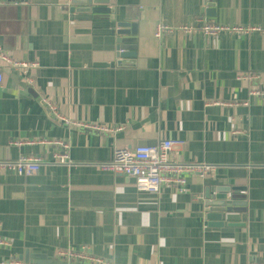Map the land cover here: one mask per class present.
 I'll list each match as a JSON object with an SVG mask.
<instances>
[{"label": "crops", "instance_id": "1", "mask_svg": "<svg viewBox=\"0 0 264 264\" xmlns=\"http://www.w3.org/2000/svg\"><path fill=\"white\" fill-rule=\"evenodd\" d=\"M68 2L0 0V52L36 64L27 82L0 61V161L36 158L40 165L33 176L0 170V263L19 262L26 252L64 253L67 264H91L87 256L104 264L264 262V97L248 96L264 88V34L154 38L157 24L196 20L264 28V0H110V18L137 27L132 68L116 67L114 38L97 33L109 22L79 21ZM209 5L214 17L206 15ZM252 74L259 79L237 80ZM71 123L123 127L138 146L181 141L170 159L214 166L215 175H184L183 193L164 182L157 193L139 194L131 179L100 169L112 159L115 135ZM44 138L68 146L65 164L54 163L61 149L36 144ZM210 188H243L236 195L244 198L237 202L245 221L205 227L200 215Z\"/></svg>", "mask_w": 264, "mask_h": 264}, {"label": "built area", "instance_id": "2", "mask_svg": "<svg viewBox=\"0 0 264 264\" xmlns=\"http://www.w3.org/2000/svg\"><path fill=\"white\" fill-rule=\"evenodd\" d=\"M67 9L72 8L71 0H68ZM16 4L22 6H29L30 0H17ZM199 33L207 38H215L219 34L229 33L237 37L248 36L252 34H264V28L259 26H223L218 24L214 20H207L202 24L196 20L190 25L179 28H171L163 24H157L154 31V38L161 40L164 37L172 34H195ZM0 61L8 64L10 68L21 72L22 77L30 82L29 74L36 69V64H28L20 61H13L6 54L0 52ZM259 76L252 74L250 76H237V80L251 81L258 80ZM3 82V74L0 70V85ZM249 98L264 97V88H254L249 91ZM43 104L48 113L57 121H62L66 124L68 122L59 113L55 104L51 101L43 100ZM228 108L246 106V103H227L222 104ZM73 127H77L84 130H91L97 133H106L115 135L113 140V156L108 164L100 166L101 171L109 172L114 175H122L126 178L134 180L135 191L139 194H154L159 191L161 185L164 182H168L174 185L178 192H185L186 177L184 175L192 174L197 178H205L215 175L216 168L214 166L200 164V165H178L170 159V152L175 147L183 145L181 141L164 140L155 146H138L130 144L122 135L123 127L120 128H107L101 125H88V124H70ZM237 135L238 132L233 133ZM35 142L26 143H12L14 146L21 145H34ZM38 145L50 146L59 148L61 153H55L53 155L54 163L63 165L68 161V155L66 150L68 148L63 142L59 140H52L44 138L37 142ZM40 169L39 160L36 158H19L14 162H2L0 161V170H6L15 172L18 176H33L38 174ZM3 242H0V246H5ZM64 253H60L58 257L63 258ZM67 258L71 259H84L82 254L78 253H66ZM91 264H104L101 260L86 257ZM0 264H22L16 261H5ZM256 264V263H250ZM257 264H264L257 263Z\"/></svg>", "mask_w": 264, "mask_h": 264}, {"label": "water", "instance_id": "3", "mask_svg": "<svg viewBox=\"0 0 264 264\" xmlns=\"http://www.w3.org/2000/svg\"><path fill=\"white\" fill-rule=\"evenodd\" d=\"M17 1V0H16ZM72 8L68 9L69 14L73 17L83 16L78 18L82 22H93L102 21L109 22L108 30H100L97 33L107 34L114 38V57L115 65L118 68H132L135 66L137 58V27L135 24L128 22H116L110 17H114V10L110 9V0H71ZM209 10L206 15L214 17L212 9L214 5H209ZM210 12V13H209ZM97 16H108L106 18L97 19ZM134 183V180L131 179ZM245 191L243 188H210L209 194L206 195L207 199L202 201V213L200 215L203 225L205 227H224L226 221H245V216L240 215L238 200L239 198L236 193ZM231 223V222H230ZM239 223V222H238ZM229 227H245L244 224H230ZM19 262L23 264H67L63 262L62 257H43L40 255L30 256L26 252L22 257L19 258ZM68 262V261H66ZM76 264V263H68Z\"/></svg>", "mask_w": 264, "mask_h": 264}]
</instances>
